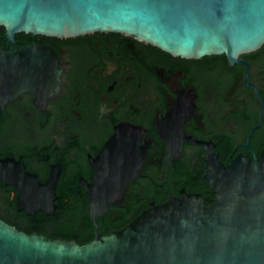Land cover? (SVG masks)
I'll use <instances>...</instances> for the list:
<instances>
[{"label":"flooded vegetation","instance_id":"flooded-vegetation-1","mask_svg":"<svg viewBox=\"0 0 264 264\" xmlns=\"http://www.w3.org/2000/svg\"><path fill=\"white\" fill-rule=\"evenodd\" d=\"M5 33L0 49L43 44L67 65L59 94L27 92L7 104L0 101V159L19 160L40 183L55 179L54 211L30 214L18 203V187L1 179L0 168V218L20 230L40 220L47 230L41 234L61 227L63 235L56 238L85 244L124 228L152 203L184 193L211 200L205 176L210 154L224 164L239 155L261 157L264 45L231 64L225 54L184 58L118 32H19L15 41ZM51 69L56 74L57 66ZM120 126L140 129L139 174L122 199L92 216L87 186L94 182V161ZM13 168L8 174L15 175ZM27 186V200L44 198Z\"/></svg>","mask_w":264,"mask_h":264},{"label":"water","instance_id":"water-1","mask_svg":"<svg viewBox=\"0 0 264 264\" xmlns=\"http://www.w3.org/2000/svg\"><path fill=\"white\" fill-rule=\"evenodd\" d=\"M0 25L10 41L19 32H118L175 56L225 54L234 64L264 45V0H0ZM66 67L47 45L1 48L0 101L27 92L59 94ZM139 131L118 127L94 161V182L87 186L92 216L122 199L139 174ZM0 168L1 179L20 190L21 208L54 211L55 179L40 183L14 158L0 159ZM205 176L211 200L184 193L152 203L124 228L85 244L27 233L0 218V264H264V149L260 158L239 155L228 164L210 154ZM29 184L44 198L27 200Z\"/></svg>","mask_w":264,"mask_h":264},{"label":"trees","instance_id":"trees-1","mask_svg":"<svg viewBox=\"0 0 264 264\" xmlns=\"http://www.w3.org/2000/svg\"><path fill=\"white\" fill-rule=\"evenodd\" d=\"M6 30L3 26L0 25V34L4 33ZM40 220H34V221H30L28 224L29 228H24V230L27 233H32L33 231H38L40 233H47V230L45 228V226L43 224L40 223ZM19 229H23L22 227H19ZM64 231L63 228L61 227H56L54 230V233L49 235L50 238L55 239L58 236H62V232Z\"/></svg>","mask_w":264,"mask_h":264}]
</instances>
